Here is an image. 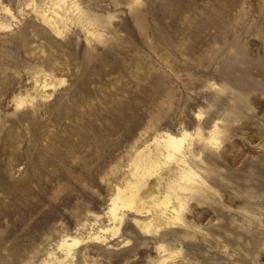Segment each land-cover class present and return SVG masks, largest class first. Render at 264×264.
<instances>
[{
  "label": "rangeland",
  "instance_id": "1",
  "mask_svg": "<svg viewBox=\"0 0 264 264\" xmlns=\"http://www.w3.org/2000/svg\"><path fill=\"white\" fill-rule=\"evenodd\" d=\"M76 1L98 35L77 22L53 34L29 0H0V21L8 23L0 28V264H40L44 252H58L64 232L78 239L68 264H151L158 241L178 246L181 264H238L240 253L255 264L257 252L242 249L251 225L243 228L236 211L243 195L247 208L264 213V187L254 185L257 176L264 186V149L256 152L254 140L264 130V0L251 22V0ZM220 6L233 33L208 18ZM33 67L63 82L48 98L17 107L18 95L32 90ZM215 121L218 147L203 146L196 132L206 135ZM182 126L201 152L189 162L212 194L206 198L205 186L188 199L190 225L169 223L154 233L128 213L114 234L93 237L97 224H107L103 175L114 159L141 131Z\"/></svg>",
  "mask_w": 264,
  "mask_h": 264
},
{
  "label": "bare ground",
  "instance_id": "2",
  "mask_svg": "<svg viewBox=\"0 0 264 264\" xmlns=\"http://www.w3.org/2000/svg\"><path fill=\"white\" fill-rule=\"evenodd\" d=\"M29 3L35 18L41 21L53 34H61L69 28L70 23L77 22L87 33L98 35L91 19L85 15L76 0H29ZM260 3L261 0H251L252 12L249 22L258 15L257 9ZM1 9L10 17H14V13L9 7L1 5ZM227 12L228 10L225 7L220 6L213 12L209 10L208 18L211 23L219 26L222 31H231L233 33L235 26L227 18ZM214 15L223 18L222 23L218 24ZM240 17V13L237 14L236 21ZM7 26V22L0 21V28ZM256 35L259 37L258 30ZM256 40L261 42L260 38ZM256 40L248 41L247 47L249 50L255 49L254 42ZM33 70L32 90L28 89L25 93L18 95L15 101L17 107L20 105H33V99L37 96L48 98L51 96L52 90L63 82L62 76H57L51 71L40 67L37 69L33 67ZM48 87L51 90L45 91ZM2 127L3 122L0 117V130ZM221 130L215 121L207 130L206 135H202L201 131L196 133L202 139L203 146L218 147L217 139ZM258 132L261 135L254 139L256 152L264 149V130L258 129ZM257 133L256 136H258ZM138 139H141L140 144L135 143ZM193 143V133L185 129V126H182L178 132L161 128L154 129L152 134H147L146 136L144 132H139L138 137L128 147L127 151L116 157L103 175L110 185V193L105 205L107 224H97V229L92 232L93 237L105 240L106 236H102V234L107 230H111V234H114L117 231L118 223L128 213L132 214L131 219L138 227L154 233L169 223L186 222L190 225L189 221L185 219L186 215L183 213L188 199L197 192H204L205 186L206 198L212 195L207 192L209 191V188L207 190V182L189 162V158L195 159L201 156L199 147L194 149ZM242 147L244 145H239L237 151H241L242 149L240 148ZM70 150H67L69 157L71 156ZM237 154L229 160H234ZM213 156L215 158V155ZM202 161L205 160L202 159ZM161 172L165 173L163 177L166 179L159 193L158 185L162 177ZM255 179L257 180L254 183L255 187L258 188L260 186V188H263L261 180L257 176ZM155 197H157V200L154 199ZM244 200L245 197L243 195L239 196V206L236 213L242 220L241 226L243 228L248 224L251 225V235L248 239L250 245L248 246L247 242H243L242 249L244 251H256L257 256L253 257L255 264H264L262 260L264 258V228H261V225L264 226V213L247 208ZM206 216L208 218L207 224L215 217L214 214L209 217L208 215ZM206 232L210 235L214 231L209 229ZM154 242L157 241L154 240ZM77 243V238L70 236L67 232L62 233L55 242L58 252L54 250L44 252V258L40 264L70 263L67 260H71L73 255L76 254V250H72V246ZM259 244H263V247H258ZM153 247L157 258L151 264H167L170 260L175 264L182 263L183 260L176 262L175 259L181 252L178 246L172 249L165 243L158 241L153 244ZM111 256L115 257L117 254H112ZM238 260V264H247L249 258L240 253Z\"/></svg>",
  "mask_w": 264,
  "mask_h": 264
}]
</instances>
